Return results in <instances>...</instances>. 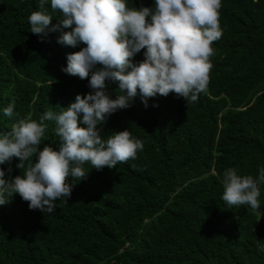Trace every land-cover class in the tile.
Returning a JSON list of instances; mask_svg holds the SVG:
<instances>
[{"label": "trees", "instance_id": "1", "mask_svg": "<svg viewBox=\"0 0 264 264\" xmlns=\"http://www.w3.org/2000/svg\"><path fill=\"white\" fill-rule=\"evenodd\" d=\"M126 2L154 7V0ZM221 3L222 36L212 45L206 91L193 103L157 94L147 107L137 95L110 115L97 126L101 138L128 130L143 149L114 169L86 164V177H68L71 196L57 200L52 213L30 209L19 194L8 197L0 205V264H264V183L256 211L222 200L226 169L257 178L264 168V0ZM39 5L0 0V133L93 91L90 76L62 70L68 54L86 47L58 42L71 28L46 36L30 31L33 11L51 14L52 25L62 18L51 0ZM106 92L117 98L118 84L107 82ZM13 102L7 117L3 109ZM45 123L39 150L59 151L55 122ZM18 163L0 165L6 180L23 175Z\"/></svg>", "mask_w": 264, "mask_h": 264}, {"label": "clouds", "instance_id": "2", "mask_svg": "<svg viewBox=\"0 0 264 264\" xmlns=\"http://www.w3.org/2000/svg\"><path fill=\"white\" fill-rule=\"evenodd\" d=\"M45 2L40 0L41 9ZM221 7V0H154L152 8L129 7L126 0H51L52 11L62 14L56 25L48 12L33 11L28 18L32 33L46 36L71 28L62 32L58 42L86 45L68 54L62 70L82 80L90 76L93 91L77 94L59 113L46 111L39 121L29 114L13 123L10 131L0 133V165L18 158L16 167L24 169L23 175L6 180L0 168V205L19 194L30 209L52 213L57 200L71 196L73 185L68 177H86V164L98 170L114 169L118 163L135 159L144 147L140 139L123 130L104 140L97 126L104 125L117 110L128 108L137 95L145 107L157 94L175 93L188 103L196 102L210 80L212 45L222 36ZM141 50L144 59L133 63ZM109 81L118 84L120 94L115 99L106 92ZM3 111L12 117L14 102ZM45 121L55 122L59 151L48 145L39 150L48 127ZM222 183V200L229 207L260 208L264 168L257 178L228 168Z\"/></svg>", "mask_w": 264, "mask_h": 264}]
</instances>
